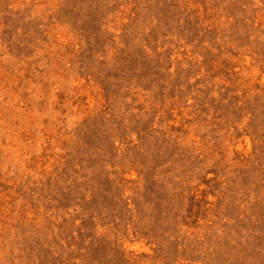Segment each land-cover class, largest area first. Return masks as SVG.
Here are the masks:
<instances>
[{"label": "rangeland", "instance_id": "374dc122", "mask_svg": "<svg viewBox=\"0 0 264 264\" xmlns=\"http://www.w3.org/2000/svg\"><path fill=\"white\" fill-rule=\"evenodd\" d=\"M0 264H264V0H0Z\"/></svg>", "mask_w": 264, "mask_h": 264}]
</instances>
